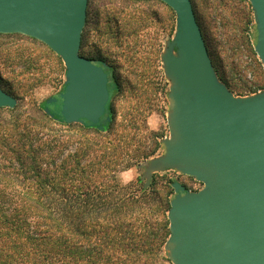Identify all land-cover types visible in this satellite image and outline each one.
<instances>
[{
    "label": "water",
    "instance_id": "1",
    "mask_svg": "<svg viewBox=\"0 0 264 264\" xmlns=\"http://www.w3.org/2000/svg\"><path fill=\"white\" fill-rule=\"evenodd\" d=\"M177 15L162 54L172 85L165 152L144 162L148 188L157 172L177 170L205 184L181 183L169 210L165 245L174 264H264V90L236 96L219 78L192 0H161ZM254 48L264 65V0H249ZM89 0H0V33L35 38L66 66L62 115L99 127L115 90L109 74L80 53ZM56 98L48 99L50 104ZM17 99L0 86V108ZM45 111L55 117L49 107Z\"/></svg>",
    "mask_w": 264,
    "mask_h": 264
},
{
    "label": "trees",
    "instance_id": "2",
    "mask_svg": "<svg viewBox=\"0 0 264 264\" xmlns=\"http://www.w3.org/2000/svg\"><path fill=\"white\" fill-rule=\"evenodd\" d=\"M205 41L219 78L235 93L218 48ZM48 105L24 120L9 109L0 122V264L170 262L165 245L172 198L162 196L156 173L148 188L116 179L132 162L124 154L129 135L111 136L112 103L98 125L104 129L68 123L50 109L51 117ZM160 147L157 139L143 158Z\"/></svg>",
    "mask_w": 264,
    "mask_h": 264
},
{
    "label": "rangeland",
    "instance_id": "3",
    "mask_svg": "<svg viewBox=\"0 0 264 264\" xmlns=\"http://www.w3.org/2000/svg\"><path fill=\"white\" fill-rule=\"evenodd\" d=\"M192 2L205 39L210 46L213 42L218 48L223 69L236 88L235 93L230 90L236 96L263 91L264 65L254 48L255 17L251 2ZM176 18V12L161 0H89L80 53L104 64L112 74L115 134L111 136L125 133L130 137L124 154L132 165L115 173L124 185L144 187L145 169L140 165L162 155L165 152L162 140L171 137L168 117L172 83L165 73L162 54L167 42L174 38ZM66 70L63 59L43 42L20 33H0L1 86L17 99L16 107L0 108V122L10 117L9 109H15L14 113L24 120L35 107L52 98L56 100L48 107L62 115ZM157 139L161 147L154 155L143 158L144 152L156 147ZM76 145L74 141L70 148L73 150ZM107 163L104 161L103 165ZM127 169H134V178L123 183L118 177ZM155 181L162 196L170 199L175 195L173 185L177 182L192 191L205 186L195 177L177 170L157 172ZM161 264L174 263L170 260Z\"/></svg>",
    "mask_w": 264,
    "mask_h": 264
},
{
    "label": "clouds",
    "instance_id": "4",
    "mask_svg": "<svg viewBox=\"0 0 264 264\" xmlns=\"http://www.w3.org/2000/svg\"><path fill=\"white\" fill-rule=\"evenodd\" d=\"M133 173H134V169H127V170L121 172L118 178L123 183H128L134 178Z\"/></svg>",
    "mask_w": 264,
    "mask_h": 264
},
{
    "label": "flooded vegetation",
    "instance_id": "5",
    "mask_svg": "<svg viewBox=\"0 0 264 264\" xmlns=\"http://www.w3.org/2000/svg\"><path fill=\"white\" fill-rule=\"evenodd\" d=\"M83 40V39H82ZM92 62H94V61H92ZM95 64H97V65H101V66H104V68H105V70L108 72V74H109V89H110V85H111V82H112V74H111V72H109L108 70H107V68L105 67V65L104 64H98V63H96V62H94ZM103 63V62H102ZM116 88V87H115ZM110 91H112L111 89H110ZM110 102H111V100H110Z\"/></svg>",
    "mask_w": 264,
    "mask_h": 264
}]
</instances>
